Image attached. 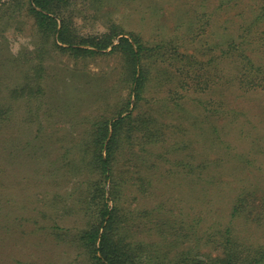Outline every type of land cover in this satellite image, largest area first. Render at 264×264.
Masks as SVG:
<instances>
[{
    "label": "rangeland",
    "instance_id": "obj_1",
    "mask_svg": "<svg viewBox=\"0 0 264 264\" xmlns=\"http://www.w3.org/2000/svg\"><path fill=\"white\" fill-rule=\"evenodd\" d=\"M67 1L60 15L77 38L114 34L110 48L59 51L28 0H1L0 264H96L82 241L98 223L89 184L104 181L91 140L118 115L129 117L116 150L129 179L119 236L145 247L136 264L210 262L226 241L264 264V92L239 89L232 56L264 44V0ZM131 37L143 46L136 77L148 76L139 91L111 52L122 38L136 50Z\"/></svg>",
    "mask_w": 264,
    "mask_h": 264
},
{
    "label": "trees",
    "instance_id": "obj_2",
    "mask_svg": "<svg viewBox=\"0 0 264 264\" xmlns=\"http://www.w3.org/2000/svg\"><path fill=\"white\" fill-rule=\"evenodd\" d=\"M66 7H68L67 0H28L29 15L34 19L37 30L44 37V40H49L57 34V42L66 46V48L60 47L52 41L51 46L53 45V48L77 57L79 54L98 55L99 51H105L112 46L116 36L114 34L112 36L103 35L101 38H89L87 41L77 38L73 30L69 28L68 20L63 15H60ZM263 17L264 13L261 18ZM58 19L60 20V29L57 31ZM250 35L251 32L246 33L245 38ZM132 40L136 45L137 51L128 39L122 38L117 46H113L111 52H120L127 65L130 68L133 66V70L131 69L129 72L133 84H135V91H139L147 83L148 76L140 69L141 72L136 77L137 67L140 62L139 55L143 52V46L137 41V38H132ZM80 42H86L87 46L91 47L92 50L81 49L79 46L81 45L79 44ZM243 42V44L235 47L238 50L236 55H232L238 61L239 67L235 81L239 89L245 93L250 91L264 92L263 55L256 60V53L259 47H264V44L251 45L246 41ZM229 53L230 55L234 54L233 50H230ZM253 55L256 58H253ZM118 116V119L111 124L106 121H99L96 124L98 128L93 132L91 140V147L94 151L91 166L93 169L96 168L99 171V175H101L104 181L102 182L99 179L94 184H89V188L93 192L89 205H93L96 208V219L98 223L97 226L83 233L82 241L86 248L92 251V259L96 264H136L135 259L139 257L143 258V256L139 255H143L146 251L142 245H137L135 250L132 249L131 245L127 242L129 240L128 237L125 236L122 238L119 236L122 227L129 221V218L123 215L124 208L122 209L123 186L129 179L124 167L119 166V151L117 152L116 150L119 147V138L122 136L120 128L124 122H127L129 117L122 118L120 115ZM130 120H132L131 116ZM110 127L112 128L110 140L105 146ZM145 129L146 125L142 122L138 131H145ZM146 137H149V135L143 139ZM143 145H146V141L143 142ZM108 180L110 182L108 196L111 206H108L105 199V193H107L105 191V182ZM222 250L224 251L221 257L200 264H261L257 258L247 260L239 257L231 248H228L227 241L222 244ZM98 254L100 255L99 257ZM182 258H177L174 262L170 263L199 264L196 259L188 263L189 259L187 257ZM146 259L152 262L151 258L146 257ZM152 263L160 264L154 263V261Z\"/></svg>",
    "mask_w": 264,
    "mask_h": 264
}]
</instances>
